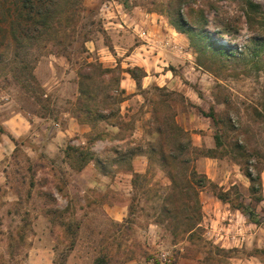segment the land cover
Wrapping results in <instances>:
<instances>
[{
    "label": "rangeland",
    "instance_id": "1",
    "mask_svg": "<svg viewBox=\"0 0 264 264\" xmlns=\"http://www.w3.org/2000/svg\"><path fill=\"white\" fill-rule=\"evenodd\" d=\"M203 1L73 0L67 20L33 40L6 33L0 264H164L162 253L176 264H264V202L255 225L215 196L234 187L248 195L246 164L261 170L264 194V0L213 10ZM201 6L209 25L199 43L179 31L176 14L195 24ZM135 68L138 81L127 73ZM63 113L81 132L55 143ZM15 115L29 123L17 137L5 125ZM164 118L181 133L164 138ZM219 131L226 149L215 148ZM193 172L210 182L198 187ZM172 176L193 182L199 206L193 190L172 193ZM196 223L191 239L182 234Z\"/></svg>",
    "mask_w": 264,
    "mask_h": 264
},
{
    "label": "trees",
    "instance_id": "2",
    "mask_svg": "<svg viewBox=\"0 0 264 264\" xmlns=\"http://www.w3.org/2000/svg\"><path fill=\"white\" fill-rule=\"evenodd\" d=\"M182 1V0H181ZM221 1L225 0H205L203 1L204 6L210 8V10L217 9V4ZM73 0H0V46L4 43V39L7 32H11V35L14 37L15 41H25V40H33L38 34H43L48 29L53 27L57 24H63L67 17L71 13ZM180 2V1H179ZM248 7L251 11V15L247 16V20L249 24L254 23L253 20L256 15V11H254L255 5L252 2H246ZM194 16H197V21L195 24L187 20L178 10L176 17L178 19V27H180L179 31L181 33L186 34L190 39L195 38L196 41L202 43L206 39H208V34L205 28L209 25L207 14L203 10L202 6L198 7L196 10H192ZM192 17V15H189ZM174 25V24H173ZM177 28V25L175 26ZM178 29V28H177ZM261 47V44H260ZM219 49L220 56L229 58V53L226 52L225 48L221 45L217 47ZM112 70H105V72H111ZM141 71L140 68H135L128 70L127 73L130 76L138 81L139 79V72ZM90 79V76H87ZM80 101V100H79ZM206 115V114H205ZM207 117L213 119L216 125L218 121H216V117L214 114L211 116L207 115ZM165 121L159 127V133L164 138H169L171 136H176L175 134H180V128L175 123H168V121L164 118ZM219 131L215 137V148L218 150L224 148L226 149L227 145L225 144L224 140L222 139V135ZM191 143H189L190 145ZM179 153L172 151L171 158L173 161L177 162L179 160V155L181 154L180 151L184 149L183 143L180 140L179 143ZM235 150H239L241 157H246L248 160L249 157L244 154V152L239 148L235 147ZM210 153H216V150H210ZM239 154V155H240ZM79 157H82L80 155ZM248 162V161H247ZM247 167L244 170L245 176L248 178L250 182V188L248 189V195L238 194V188L234 187L229 192L219 191L215 194L216 198L224 204H229L232 209L240 211L250 223L255 225L263 224L261 220V215L255 208V206L260 205L264 202V194H263V183L261 177V170H258L256 167V173L250 171L251 168L254 167L249 166L246 164ZM85 167V164H82L80 167L77 168V171L81 172ZM175 169H178L175 168ZM179 175V174H178ZM180 176V175H179ZM178 177V176H177ZM193 177H197L198 181L195 182L198 187H203L206 183L210 181L207 179L205 175H198L196 172H193ZM174 176H172V193L173 194H180L181 191H189L195 194L194 199L199 206V198H198V191L196 188H193V182L186 181L185 184H179L178 181L175 182ZM235 192V198H231V192ZM249 198V202L246 200ZM239 200V202H238ZM186 209V206H185ZM169 212V211H167ZM196 216V215H195ZM190 218V215H187ZM177 219H180V216L177 215ZM200 221V220H198ZM201 229L199 223H196L194 227H190L186 230L182 231L183 235L188 234L189 239L195 235L197 231ZM178 237V234H177ZM12 253V252H11ZM177 260H173L172 264H176ZM101 263V261L96 262V264Z\"/></svg>",
    "mask_w": 264,
    "mask_h": 264
},
{
    "label": "crops",
    "instance_id": "3",
    "mask_svg": "<svg viewBox=\"0 0 264 264\" xmlns=\"http://www.w3.org/2000/svg\"><path fill=\"white\" fill-rule=\"evenodd\" d=\"M156 20L154 19L152 22H155ZM155 27H160V26H157V25H154ZM162 26V24H161ZM179 40L181 42H185L186 40L184 39V37L182 36H179ZM186 59V58H185ZM185 59L183 60V62H185ZM186 64V62H185ZM192 64V63H191ZM192 67V65L190 66ZM168 79V78H167ZM169 86L172 85V83H169V81H167L166 83ZM63 116L65 118V122H66V125L63 129H60L58 131V135L56 134V138H53L52 142H57V141H63L65 139H68V137H71L72 135H75L76 132H81V128L82 126L78 123V121L72 117L70 115V113H63ZM13 124H16L14 127H13ZM28 121L27 119H23L21 120L19 118L18 115H15V117H11L8 119L7 122H5V125L8 127L7 130L14 136H21L23 134H25L29 128L28 126ZM219 204H214L212 206V210L215 209L218 210L219 209ZM114 208H117V207H114ZM123 209H127V207L123 208ZM211 210V211H212ZM113 213H115V210H113ZM213 213H214V210H213ZM115 215V214H114ZM116 217V216H114ZM120 218L116 217L115 220L119 221ZM177 264H196L194 261L192 260H189V259H181Z\"/></svg>",
    "mask_w": 264,
    "mask_h": 264
},
{
    "label": "built area",
    "instance_id": "4",
    "mask_svg": "<svg viewBox=\"0 0 264 264\" xmlns=\"http://www.w3.org/2000/svg\"><path fill=\"white\" fill-rule=\"evenodd\" d=\"M161 257L163 259L162 261L164 264H172L173 263V259L169 254L162 253Z\"/></svg>",
    "mask_w": 264,
    "mask_h": 264
}]
</instances>
